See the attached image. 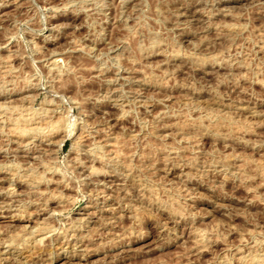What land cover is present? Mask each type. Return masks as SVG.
Returning a JSON list of instances; mask_svg holds the SVG:
<instances>
[{"label":"rangeland","instance_id":"rangeland-1","mask_svg":"<svg viewBox=\"0 0 264 264\" xmlns=\"http://www.w3.org/2000/svg\"><path fill=\"white\" fill-rule=\"evenodd\" d=\"M0 264H264V0H0Z\"/></svg>","mask_w":264,"mask_h":264},{"label":"bare ground","instance_id":"bare-ground-1","mask_svg":"<svg viewBox=\"0 0 264 264\" xmlns=\"http://www.w3.org/2000/svg\"><path fill=\"white\" fill-rule=\"evenodd\" d=\"M2 260V259H1Z\"/></svg>","mask_w":264,"mask_h":264}]
</instances>
